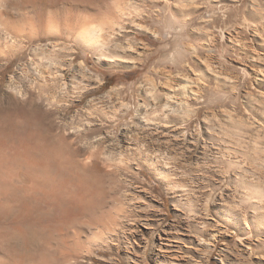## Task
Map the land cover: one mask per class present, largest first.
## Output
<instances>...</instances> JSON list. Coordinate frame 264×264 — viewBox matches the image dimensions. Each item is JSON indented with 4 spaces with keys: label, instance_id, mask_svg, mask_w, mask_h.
I'll return each instance as SVG.
<instances>
[{
    "label": "rangeland",
    "instance_id": "374dc122",
    "mask_svg": "<svg viewBox=\"0 0 264 264\" xmlns=\"http://www.w3.org/2000/svg\"><path fill=\"white\" fill-rule=\"evenodd\" d=\"M24 3L12 0L9 4V11L21 20L22 13L32 9ZM44 5L49 25H53L55 12L64 25L81 17L76 33L87 24H109L116 35L110 48L136 65L103 64L76 41L75 34L67 39L54 28H46L47 33L33 41L21 37L14 52L0 55V97L26 101L33 84V91H48L50 100L40 109L47 113L46 127L52 126L53 131L44 133L60 149L61 159L66 158L59 162L61 166H52L64 178L81 177L91 189L85 208L79 204L80 193L75 197L79 187L70 185L74 195L67 194L63 200L69 209L63 220L42 232L34 228L29 248L33 252L44 248L51 264H162L159 261L164 260L165 253L173 264H264V232L246 236L221 216L243 204L240 197L245 189L235 176V168L228 169L220 160L215 162L212 153L218 146L226 148L230 140L237 143V129L227 122V113L244 118L260 115L256 105L263 99L264 85L257 83L252 73L251 54L238 44L246 42L251 50H260L254 32L260 27L264 33V0H44ZM26 19L21 25L29 31L31 25ZM10 42L2 43L3 50ZM51 43L58 48L52 50ZM36 46L47 52L41 69L55 77L48 83L35 78V68L40 67L34 62L41 56L33 54ZM260 51L264 53V49ZM262 56L260 64H264ZM82 61L84 70L79 66ZM22 67H26L25 73ZM177 76L190 78L201 94L198 99L188 98L190 106H199V114L185 126L187 140L167 132L182 127L180 119L161 121L168 115L184 117V107H176L175 113L164 107L167 96L161 88L176 82ZM64 80L69 87L66 95L58 91ZM153 85L158 89L156 105L145 93ZM115 87L118 89L114 91ZM139 102L143 108L138 117ZM122 103L132 107L130 114L126 115L125 105L120 109ZM147 110L162 128L154 134L155 147L161 140V148L178 157L174 161L177 166L173 164L166 177L148 165L137 164L126 151L130 137L148 135L145 128L136 129ZM207 115L210 121L205 120ZM116 123L119 127L114 133ZM110 131L113 135L108 134ZM91 153H98L101 170L94 169ZM251 163L255 170L264 169L258 159ZM250 218L252 211L245 221ZM15 241L17 245L23 243L21 238Z\"/></svg>",
    "mask_w": 264,
    "mask_h": 264
},
{
    "label": "bare ground",
    "instance_id": "6f19581e",
    "mask_svg": "<svg viewBox=\"0 0 264 264\" xmlns=\"http://www.w3.org/2000/svg\"><path fill=\"white\" fill-rule=\"evenodd\" d=\"M10 2H12V0H0V55L4 52H8L9 54L14 52V48L18 47L21 43V37L26 36L29 41H33L34 37L37 38L45 35V33H47L46 28H54L59 35L62 33L67 39H70L71 35L75 34L76 41L83 43L103 64L112 66L117 65L119 67H133L136 65L134 62L118 56L115 51L110 48L109 45L114 41L116 35L115 32H113L114 28H112L113 31L110 30L109 24L106 25L103 22L90 25L87 24L76 33V28L82 25L81 17L76 18L74 23L64 25L59 14L55 12L53 19L51 18L53 25H49L48 22L46 23L47 12L44 0H25L24 4L32 7L31 10L22 13L24 18H27L26 21L29 19L28 23L31 25V30L26 31L21 25L24 23V18L21 20L18 15H13V13L9 11ZM45 2L47 3V1ZM24 7H26V5H24ZM36 25L38 28L35 27ZM137 27L139 29L143 28L141 25H137ZM262 30L263 29L260 27H255L254 32L261 46L260 50L264 49V33L262 34ZM120 31L124 33L122 29ZM153 34L156 37L158 36L156 31ZM8 41H11L10 44L6 46L7 49L3 50L2 43ZM238 45H240L242 50L249 51L251 54L252 65L254 66L252 73L254 74L256 82L260 85H264V64H260L259 62L264 53L260 50L256 52L251 50L246 42H240ZM58 46L59 45L56 43L50 44L52 50H56ZM34 49L33 54L41 55L37 59V62H34L38 65V68L40 67V69L35 68L37 74L35 78H43L44 80H48V83L49 78L55 79V77L53 73L41 69V65H45L44 61L47 59V52L42 46ZM195 57L196 59L198 58L197 55ZM79 66L84 70L86 64L82 61ZM21 70L22 73H25L26 67H22ZM177 77L176 82H167L163 85V88H161L163 94L167 96V102L164 104V107L169 109L172 113L176 112V107H184L185 112H182L184 117L181 115L180 117L175 116L177 117L175 118L168 115L163 117L161 121L167 122L180 119L182 127H179V130H168L167 132L172 136L180 135V138L182 137L184 140H187L188 133L186 127L192 122L191 119L197 117L199 114V106H190V99L188 100V98L198 99L200 93L197 90L199 88L196 89L191 85L193 82L190 78ZM171 79L173 78L171 77ZM37 80L39 81V79ZM198 81H196V83H199ZM50 86L53 87L54 82ZM153 86L154 88H152L151 91L145 93L147 99L151 101V104L156 105V100L158 99L156 91L158 89L155 88L156 85ZM32 88L33 90L35 89V84L32 85ZM117 89L115 87L114 91ZM33 90L30 92V97L26 101H16L12 98L3 99L0 97V264H51L48 254L43 250L44 248L35 250L34 252L30 249L31 247L28 243L31 239L30 234L32 230L34 228H39L42 232L45 228L57 226L61 220H63L62 218L65 216L66 210H69L67 209V203V208L64 206L63 200L67 194L70 196V185L75 186L77 184L76 186L79 187V191L75 192V194L80 193L81 196L76 194L75 197H81V199L79 198L81 201L79 204H81V206L84 204L83 206L86 208L84 201H86V203L90 201V196L87 195L90 194L88 192H91V189L89 186L85 185L87 182L83 180L80 181L81 177L73 178L68 176L69 178H64L58 175L61 174L58 172L60 170L52 166L62 161L65 162L66 160L64 159L66 158H63V160L61 159L60 149H56V146L51 140L52 137L44 133L45 130L50 132L51 129H53L51 126L52 124L50 125L51 128L49 126L46 127L47 113L44 112L42 108L40 109L43 102L50 100V95L45 88H41L38 92ZM68 90V84L64 80L58 91H62V94L66 95ZM262 96L263 99L256 105L260 113L259 116L253 114V117L244 118L239 115L233 116V114H226L227 122L232 124V126L234 125V127H236L235 129H237V132L233 130V132L238 135L236 138L237 143L234 141L236 145L231 143L232 140H230V142L228 140L229 144L226 145V148H223V150H221V146H218L217 151L214 150L215 153L211 151L214 158L218 159H215V162L220 163V161H223L228 164V169H232V167L235 168V176L238 180L240 179L243 184L242 187L245 190H242L243 192H241L240 197L243 204L236 209L223 212L221 216L226 219V221H230L234 227L242 230L246 236H251L254 231L264 232V169L259 166L260 169L258 170L260 171L257 169L255 170L256 167L254 166V168L251 163L258 159L261 165L264 166V91ZM124 105L126 106V115L130 114L132 107L129 104L122 103L120 109ZM70 107L71 106H69V108ZM142 108L143 103L139 102L136 108V115L138 117L141 116ZM250 110H253V107H250ZM116 112L118 111H115V113ZM150 112L148 110L145 111L144 119L140 117V120H138L136 124V129H138L137 127H143L149 131L148 135L142 138L137 135L130 137L126 151L131 153L132 158L137 164L141 166L143 164H145V166L148 165L152 169L158 170L159 176L165 175L166 177L171 174L170 168H172L175 159L178 157L174 155L171 156L169 153L165 152V150L161 148V140H157L159 142L155 147L156 143L155 139H153L154 134L161 132L162 128L156 121V117L151 116L153 114ZM209 117L207 115L205 120H209ZM206 124L208 123L206 122ZM118 127L119 124L116 123L114 133L118 130ZM209 127H211V125ZM196 130L198 129L196 128ZM196 130L194 133H196ZM108 134L113 135V132L110 131ZM50 135L54 136V133ZM208 145L207 143V146ZM203 147L206 149V144H204ZM214 147L217 146L214 145ZM75 151L79 152L78 149H75ZM188 152L187 155L189 156L190 152L189 154ZM184 155L185 154H183V157ZM90 157L94 159V169L97 171L101 170V166L97 159L98 153H91ZM205 161L206 160H204V163L206 164L207 161ZM80 162L82 163L83 161ZM126 162L129 164V161ZM182 162H184V160ZM208 164L206 166H208ZM59 165L61 166L60 163ZM210 165L212 164L210 163ZM173 166L177 165L174 164ZM227 171L230 173V170ZM18 177L21 178V181H16ZM74 189L77 190L76 188ZM71 195H74V193H71ZM75 197L72 196V198ZM87 197L89 199L88 201ZM70 205L69 207L71 208L72 204L70 203ZM77 208L79 207L77 206ZM251 211L252 218H250L249 221H245V216ZM16 238H21L23 243L20 245L18 243L17 245L15 241ZM160 247L163 248V245ZM166 256H168L167 253L164 254V260H160L159 262L162 264H173L170 263L171 260L166 259Z\"/></svg>",
    "mask_w": 264,
    "mask_h": 264
}]
</instances>
